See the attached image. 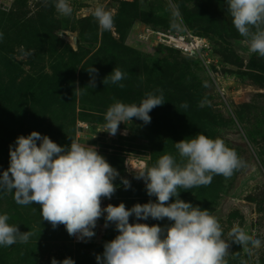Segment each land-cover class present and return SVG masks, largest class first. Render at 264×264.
<instances>
[{
	"label": "rangeland",
	"instance_id": "374dc122",
	"mask_svg": "<svg viewBox=\"0 0 264 264\" xmlns=\"http://www.w3.org/2000/svg\"><path fill=\"white\" fill-rule=\"evenodd\" d=\"M69 3L73 13L65 17L57 13L55 0H0V173L9 167V149L18 136L36 131L67 147L76 140L74 126L80 119L89 123L97 138L79 143L95 146L113 168L122 171L124 179L139 184L137 203L144 204L156 198L148 196L144 182L134 178L135 170L154 166L164 154L182 164L175 143L197 134L222 139L237 153L242 166L230 178L214 175L207 186L178 189L179 199L216 217L226 241H231L235 226L261 240L258 249L230 242L226 264H264V167L257 154L264 146V57L254 54L251 59L238 52V42L247 39L234 28L227 0ZM97 6L113 14L110 31L101 30L93 17ZM182 14L192 17L190 25L182 21L186 19ZM167 15L174 17L176 26L165 24ZM184 29L211 43L212 66L152 34ZM66 32L76 33L75 48ZM82 67L86 86L80 96ZM90 67L97 72L89 73ZM176 67L182 70L174 72ZM114 68L126 73L120 82L123 88L102 83ZM93 76L94 88L89 86ZM148 93L162 94L165 101L149 113V124L133 119L129 131L121 123L115 136L103 132L109 106L117 101L138 105ZM116 198L102 199L101 207L115 206ZM5 213L9 224L34 234L27 243L0 246V264H51L53 258L97 264L89 255L103 253L104 244L118 235L116 229L112 231L113 224L104 227L102 216L96 225L100 242L77 245L64 225L53 229L42 220L39 205H18L14 193L0 191V214ZM144 221L129 218V223ZM146 221L161 227L170 223L167 219Z\"/></svg>",
	"mask_w": 264,
	"mask_h": 264
},
{
	"label": "clouds",
	"instance_id": "9594fccd",
	"mask_svg": "<svg viewBox=\"0 0 264 264\" xmlns=\"http://www.w3.org/2000/svg\"><path fill=\"white\" fill-rule=\"evenodd\" d=\"M227 4L234 28L248 41L249 53L264 57V0H227ZM54 7L65 17L73 13L69 0H55ZM92 15L101 30L114 27L113 14L103 6H97ZM87 71L97 72L92 67ZM125 78L126 73L114 68L102 83L123 88L120 82ZM89 86L95 87L94 76ZM164 102L162 94L152 93L138 105L117 101L106 110L103 132L115 136L121 123L131 125L133 119L147 125L151 122L149 113ZM175 148L182 164L173 155L164 154L154 166L135 170L134 178L144 182L147 195L155 196V202L136 203L130 209L122 202L102 208V199H111L117 189L114 180L119 172L95 146L71 141L70 146L63 147L32 131L18 136L14 148L10 146L9 167L0 173V191L14 193L18 205H39L42 220L53 229L64 225L68 235L78 240L92 238L103 216L104 227L113 224L118 235L104 244L102 255H96L97 264H226L230 242L246 249L249 245L260 248L261 240L239 226L231 229L232 239L226 241L216 217L179 199L178 189L207 186L214 175L230 178L242 166L237 153L222 139L204 134L176 142ZM120 179L125 189L131 187L127 179ZM133 216L138 220L167 219L170 223L164 227L129 223ZM9 219L7 213L0 214V246L27 243L34 233L21 232L17 225L8 223ZM51 264L74 261L53 258Z\"/></svg>",
	"mask_w": 264,
	"mask_h": 264
},
{
	"label": "built area",
	"instance_id": "2783aa9c",
	"mask_svg": "<svg viewBox=\"0 0 264 264\" xmlns=\"http://www.w3.org/2000/svg\"><path fill=\"white\" fill-rule=\"evenodd\" d=\"M152 34L159 41L171 45L181 50L185 54L198 56L205 65L211 64L213 61H215L211 55V48L207 39L192 34L187 29H184V31L181 33L154 30L152 31ZM93 133L94 132L88 122L80 119L76 120L75 141H91L95 137V134ZM93 231L95 235L90 239L85 238L84 240H78L77 237L72 236V241L74 243L97 241L99 238V231L96 227L93 229Z\"/></svg>",
	"mask_w": 264,
	"mask_h": 264
},
{
	"label": "trees",
	"instance_id": "16d2710c",
	"mask_svg": "<svg viewBox=\"0 0 264 264\" xmlns=\"http://www.w3.org/2000/svg\"><path fill=\"white\" fill-rule=\"evenodd\" d=\"M3 13H7V11H3ZM179 14H181L180 12H179ZM182 17H185L186 19H183L182 18V21L183 22H185L186 24H188V25H190V23H189V21H191L192 20V17L191 16H184L183 14H182ZM178 22L174 19V17H171L170 15H167L166 16V19H165V24L166 25H171V27H172V25L173 26H176V24H177ZM32 34H34V32L32 33ZM112 41V40H111ZM208 41V40H207ZM209 42V41H208ZM209 45H210V48L212 47V45H211V43L209 42ZM169 47H171V48H173V49H175V50H178V51H180L179 49H177V48H175V47H173V46H171V45H168ZM108 49H110V50H112L111 48H108ZM211 55L214 57V54H213V52H212V49H211ZM191 56V55H190ZM192 57H195L199 62H202V60L198 57V56H192ZM254 57V56H253ZM253 57L251 58V59H253ZM199 58V59H198ZM201 60V61H200ZM203 63V62H202ZM212 64V63H211ZM211 64H208L207 66H212ZM209 66V67H210ZM177 69H179V70H182L180 67H176L175 69H174V72H175V70H177ZM81 71H80V90H81V92H80V96L81 95H83V93H84V88H85V86H86V84L84 83V79H85V75H83V67L80 69ZM187 71V68H185L184 70H183V73L184 72H186ZM179 72V71H178ZM207 123H209V122H207ZM124 129H126V131L128 130H131L132 129V127H131V125H125L124 126ZM74 131H75V126H74ZM73 131V132H74ZM127 133H129V132H127ZM126 134V133H125ZM74 135V134H73ZM97 136V135H96ZM97 138V137H96ZM96 138H94V140L96 139ZM121 138H123L124 140H126V139H128L127 137H125V136H121ZM83 143V142H82ZM257 154H258V156L261 158L260 159V162H261V164H262V166L264 167V146H262V147H260V150L257 152ZM119 172V174H120V176L119 177H117V179L115 180V185H117V189H116V191H115V193H114V197H118V198H116L115 200V205H117V204H119V203H124V205H125V203H128V204H131V205H134V204H136L137 202H138V199H140V192H139V190H140V186H139V184H136L133 180L131 181V187L130 188H128V189H125V187L123 186V184L121 183V179H120V177H122V171L121 170H119L118 171ZM117 202V203H116ZM125 207L126 208H131L132 206H126L125 205ZM149 223H150V225H152L153 223L152 222H150L149 221ZM59 226H61V225H59ZM58 226V227H59ZM115 229V226L114 227H112V231H113V233H114V230ZM57 230H58V228H57ZM58 232H59V230H58ZM115 233H117V231H115ZM115 237H111L109 240H112V239H114ZM60 239H64L63 238V236H60ZM70 239H72V236H70ZM98 242H100V239H98L97 241H94V242H82V243H75V244H77V245H81V246H85V245H90V244H97ZM103 251V250H102ZM83 254H86V252H84L83 251ZM96 255H102V253H100V254H96ZM96 255H94V253H91V255H89V256H91L92 258H95L96 257ZM94 256V257H93Z\"/></svg>",
	"mask_w": 264,
	"mask_h": 264
},
{
	"label": "water",
	"instance_id": "95a60500",
	"mask_svg": "<svg viewBox=\"0 0 264 264\" xmlns=\"http://www.w3.org/2000/svg\"><path fill=\"white\" fill-rule=\"evenodd\" d=\"M65 37L69 41V43L72 45V47L75 48L76 44H77L76 33L75 32H66ZM237 48H238V52L244 53L248 57H252L254 55V54L249 53V50H248L249 44L245 40L238 42ZM144 223L148 224L146 220L144 221Z\"/></svg>",
	"mask_w": 264,
	"mask_h": 264
}]
</instances>
